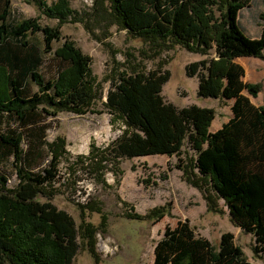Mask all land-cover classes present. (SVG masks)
<instances>
[{
	"label": "trees",
	"instance_id": "1",
	"mask_svg": "<svg viewBox=\"0 0 264 264\" xmlns=\"http://www.w3.org/2000/svg\"><path fill=\"white\" fill-rule=\"evenodd\" d=\"M224 1L222 19L211 24L209 9L216 0H112L115 16L131 34L170 37L202 54L213 50L217 60L191 62L186 75L197 79V96L233 103L231 118L210 133L214 109H178L161 95L168 70L120 74L110 80L106 106L129 131L107 154L113 159L171 156L187 142L195 152L193 176L211 192L206 196L208 210L220 213L216 202L222 200L232 222L253 235L254 253L264 255V106H255L244 94L256 98L262 84L243 82L245 71L233 61L255 57L264 62V28L258 38H251L239 23L240 10L251 0ZM60 9L54 10L62 13ZM8 14L5 2L0 8V123L11 117L22 132L0 134V164L11 157L19 181L15 190H8L7 177L0 173V264H72L80 249L79 230L71 215L51 202L55 192L46 190L56 178L59 151L45 141L44 118L61 111L81 113L90 104L91 58L65 43L54 51L62 64L55 79L44 81L39 74L43 54L28 35L43 33L45 53L59 40V30L42 29L30 20L12 24ZM29 80L38 90L24 95ZM23 136H28L26 150L21 147ZM44 147L50 150L46 164ZM192 184L201 189L196 179ZM152 264L248 263L232 234H222L218 245H212L185 220L165 228Z\"/></svg>",
	"mask_w": 264,
	"mask_h": 264
},
{
	"label": "rangeland",
	"instance_id": "2",
	"mask_svg": "<svg viewBox=\"0 0 264 264\" xmlns=\"http://www.w3.org/2000/svg\"><path fill=\"white\" fill-rule=\"evenodd\" d=\"M5 2L9 4L8 22L30 20L42 29L59 30V40L45 53L43 33L28 35L29 42L43 54L39 74L44 81L55 79L62 64L54 51L65 43H73L91 58L90 104L81 113L61 111L44 118L45 141L59 151L56 178L46 190L55 192L51 202L70 214L79 230L80 249L72 264H152L154 246L165 228L185 220L212 245H218L222 234H232L248 264H264V255L253 251V235L232 222L222 200L216 202L220 213L208 210L206 196L211 192L205 182L193 176L195 152L187 142L179 154L171 156L113 159L107 154L109 147L129 131L122 118L106 106L110 80L120 74L168 70L170 78L161 92L167 102L178 109L189 105L214 109L210 133L228 120L232 100L197 96L198 81L185 72L191 62L217 60L215 52L202 54L170 37L131 34L115 16L112 0H0V8ZM56 7L63 12H56ZM224 10L225 1L216 0L209 9L211 24L220 22ZM238 20L249 37L258 38L264 28V0H251L240 10ZM233 61L245 71L243 82L262 84L256 98L244 94L255 106H264L263 60L236 57ZM37 90L29 80L24 95ZM14 130L22 132L13 118H3L0 134ZM27 140L28 136H23V150ZM49 153L44 147L45 164ZM0 173L7 177L6 188L15 190L19 181L11 157L2 161ZM191 179H196L201 189L193 186Z\"/></svg>",
	"mask_w": 264,
	"mask_h": 264
},
{
	"label": "crops",
	"instance_id": "3",
	"mask_svg": "<svg viewBox=\"0 0 264 264\" xmlns=\"http://www.w3.org/2000/svg\"><path fill=\"white\" fill-rule=\"evenodd\" d=\"M250 100V99H249ZM230 118H231V116H230ZM229 120V119H228ZM228 120H226L225 122H223L222 124H224V123H226ZM222 124L219 126V127H217V128H215L216 130L215 131H217L218 129H220L221 128V126H222ZM214 131V132H215Z\"/></svg>",
	"mask_w": 264,
	"mask_h": 264
}]
</instances>
